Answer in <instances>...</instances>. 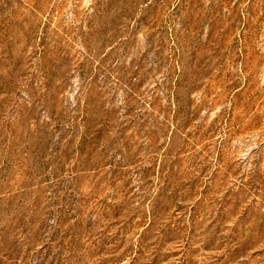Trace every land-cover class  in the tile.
I'll return each mask as SVG.
<instances>
[{"label": "rangeland", "instance_id": "374dc122", "mask_svg": "<svg viewBox=\"0 0 264 264\" xmlns=\"http://www.w3.org/2000/svg\"><path fill=\"white\" fill-rule=\"evenodd\" d=\"M0 264H264V0H0Z\"/></svg>", "mask_w": 264, "mask_h": 264}]
</instances>
